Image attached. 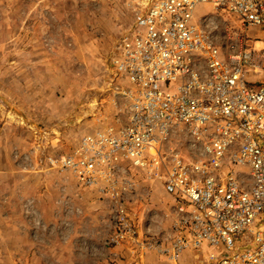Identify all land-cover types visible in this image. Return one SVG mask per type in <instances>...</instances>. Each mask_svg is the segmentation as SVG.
<instances>
[{"label": "built area", "instance_id": "1", "mask_svg": "<svg viewBox=\"0 0 264 264\" xmlns=\"http://www.w3.org/2000/svg\"><path fill=\"white\" fill-rule=\"evenodd\" d=\"M203 6L239 18L246 36L264 33V0L126 2L93 130L68 153L50 147L46 162L112 212V248L172 264L186 253L199 257L189 264H264V84L246 81L262 50L222 52L199 23ZM139 196L162 198L166 240L139 227Z\"/></svg>", "mask_w": 264, "mask_h": 264}, {"label": "rangeland", "instance_id": "2", "mask_svg": "<svg viewBox=\"0 0 264 264\" xmlns=\"http://www.w3.org/2000/svg\"><path fill=\"white\" fill-rule=\"evenodd\" d=\"M129 1L0 0V264H104L121 252L123 264H172L154 253L137 256L112 248V212L46 162L50 147L68 153L93 130L107 99L109 61L121 32L115 17L126 14ZM197 12L222 52L262 50L246 81L263 85L260 29L246 36L240 19L228 12L207 6ZM171 145L189 149L184 138ZM140 197L133 209L139 227L166 240L162 198ZM24 248H32V256H22ZM195 259L186 253L180 261Z\"/></svg>", "mask_w": 264, "mask_h": 264}, {"label": "crops", "instance_id": "3", "mask_svg": "<svg viewBox=\"0 0 264 264\" xmlns=\"http://www.w3.org/2000/svg\"><path fill=\"white\" fill-rule=\"evenodd\" d=\"M264 34V33H263ZM262 34V35H263ZM78 210V209H77ZM24 231V234H25V236L27 235V231L24 229L23 230ZM79 232L78 231H76L75 232V234L73 233V237L71 238V243L72 244H74L75 242H76V240L78 239V237H79ZM17 236H21V234L19 233V234H17L16 235V237ZM10 238H12V236L10 237ZM9 238V239H10ZM90 241H91V238H88ZM118 253V252H117ZM72 254H74V252L72 253ZM32 256V248H30V249H23V253H22V256ZM118 255H119V253H118ZM104 264H123L122 262H120L118 259L117 260H113L112 258H110V257H108L107 259H106V261L104 262Z\"/></svg>", "mask_w": 264, "mask_h": 264}, {"label": "trees", "instance_id": "4", "mask_svg": "<svg viewBox=\"0 0 264 264\" xmlns=\"http://www.w3.org/2000/svg\"><path fill=\"white\" fill-rule=\"evenodd\" d=\"M122 258H124V254L121 252V253H119V261H122Z\"/></svg>", "mask_w": 264, "mask_h": 264}]
</instances>
